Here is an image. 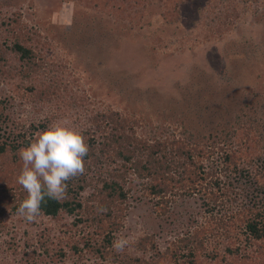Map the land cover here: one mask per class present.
Masks as SVG:
<instances>
[{
  "label": "rangeland",
  "instance_id": "obj_1",
  "mask_svg": "<svg viewBox=\"0 0 264 264\" xmlns=\"http://www.w3.org/2000/svg\"><path fill=\"white\" fill-rule=\"evenodd\" d=\"M186 1L0 0V51L4 56L0 62V142L10 143L16 134L9 136V132L21 128L30 129L28 134L34 135L27 139L35 141L39 132L65 119L102 141L111 127L98 132L93 117L112 110L121 115L114 132L118 136L124 133L146 139L151 147L155 131L157 139L164 141L170 135L184 139L188 129L215 147H222L225 137L233 136L235 147L244 145L237 149L241 166L261 162L264 0H190L192 10L183 17ZM16 41L33 54L29 73L26 62L11 50ZM155 103L161 105L154 107ZM159 108L156 118L154 112ZM170 116L183 120L182 127L159 120ZM173 150L168 146L165 153L171 155ZM95 156L88 159L90 169L85 168L82 175L85 182L77 183L84 187L76 193V201L83 205L81 222L64 211L57 218L41 215L33 222L20 217L13 206L19 193L27 195L15 181L22 160L3 165L0 159V264H119L120 260L125 264H178L182 258L178 262L172 258V251L178 248L176 237L187 234L192 217L196 218L194 226L205 225L204 234L209 236L205 248L195 252L197 263L224 264L221 258L228 256L223 255V248L235 246L225 239L233 237L234 231L226 236L208 224L209 214L204 213L201 200L215 201L213 218L226 210L234 213L245 196L234 172L210 179L213 166L206 156L193 158L192 165L185 162L191 172L183 182L170 175L175 182L168 185L163 214L157 202L164 199L145 191L146 179H137L112 150L102 164L98 151ZM217 156L213 155V164L218 162ZM202 163L203 168L198 169ZM1 170L13 173L14 181L2 180ZM112 172L117 173L112 179L119 185L126 179L125 202L117 208L100 197L87 202L97 177ZM124 172L125 176L117 177ZM215 179L223 189H216ZM258 181L264 180L260 177ZM188 185L201 189L200 193L188 196ZM202 188L212 190L206 194ZM98 204L104 205L103 211ZM94 218L98 221H92ZM119 236L128 240L122 252L113 247ZM238 237L243 239L242 234ZM87 242L90 248H84ZM218 244L221 248L216 250ZM73 245L81 253L73 252ZM97 247L98 254L89 252ZM215 251L218 257L211 259Z\"/></svg>",
  "mask_w": 264,
  "mask_h": 264
},
{
  "label": "trees",
  "instance_id": "obj_2",
  "mask_svg": "<svg viewBox=\"0 0 264 264\" xmlns=\"http://www.w3.org/2000/svg\"><path fill=\"white\" fill-rule=\"evenodd\" d=\"M191 4H193V2L190 0H187L185 2V7L182 9L183 17L189 14V12L192 10ZM140 34H143V32H140ZM122 41L121 43H123ZM11 50L14 53L18 54L19 58L22 61L26 62L25 70L27 73H29L34 66L32 52L20 45L17 41L14 43ZM1 53L2 52L0 51V62L4 60V56ZM27 75L28 74H26V76ZM183 96L184 94L182 93V97ZM153 104L154 103L152 102V105ZM160 105L159 103H155L154 107H158ZM160 113L161 111L159 108L158 112H154L155 117L157 118L158 114ZM120 117L121 115L118 112L112 110L95 113L93 121L98 132L104 133L108 130V125L109 127H111V131H109V133L104 134V136L102 135V141H96L95 137L89 132V130L88 132H82L86 139V143L89 145V153L87 157H85L86 170L90 169V165L88 164L89 157L95 156L96 151H98L99 153V163L102 164L104 162L102 159L105 158L107 154H109V150H112L113 153L117 155L120 160L126 162L129 168L132 170L127 171H134L136 177L138 176L139 178L146 179L147 182L144 183V188L145 191H148V194L152 195L153 197L160 196L159 199L163 200L165 198L166 192H168L169 183L175 182V180L170 175L175 174L178 176V181H180L181 179L182 182L185 181L184 178L188 175L187 173L191 172L186 168V163L192 165L193 158H198L199 156H201V159H203L206 156V160H208L206 162L208 163V165H210L211 167L213 166L212 168H209L210 171L208 172V176L210 177V179H212L214 176L216 178V175H218L219 173L230 175L232 174V172H234V174L238 176L237 178L241 182L240 188L243 195H245L244 202L240 203V206L237 205L238 209L234 213H228V211L226 210L224 214L214 218L213 212L215 211L217 204H215L214 206L211 205L214 204L215 201L211 202L204 198L201 200L202 205L205 208L204 213L209 214L210 219L208 221V224H214L215 228H217V230L224 231L226 233V236L228 234L227 232H230L232 229L234 231L233 237L226 238L225 240L235 244V246L227 244L226 247H222L224 250L223 255L228 256V259L222 257L220 262H223L224 264H264V181L262 182L263 184L258 181L260 177L264 180V159L259 158V161L261 162L257 161L255 165L249 164L247 166H241V164L239 163L241 158H239V156L241 155L240 150L243 149L244 145H241V147L239 148L235 147L234 144L236 143H234L235 138L233 136H230V138L225 137V144H223L222 147H215V144H207L206 141H204L202 138L195 135L188 129H186V133L184 132L186 134H184V139H182V137H175L173 135H170V137L166 138V140L164 139V141H160L159 139H157L156 134L158 133H156L155 131L151 139V142L153 143V146L151 147L148 146V140L146 139H136L134 137H130L129 135H125L124 133L121 136H118L116 133H114L117 129L116 125H119V121L117 119H120ZM253 117L255 119L258 118L257 116ZM159 120H161L162 122L168 121L178 125L180 124L181 127L182 122H184L183 120L175 116H170L167 119L162 117V119ZM34 128V126L31 127L33 131L36 130ZM28 130L30 129L23 130L21 128V130L17 133L12 130L10 131L12 133L9 132V136L13 135V132L14 134H16L13 141H11L10 143L4 141L0 142V159H2L3 165H7L8 161L18 163V161L20 160L18 151L21 148L28 147L30 143L34 142V139H31L33 138L34 134H28ZM184 130L185 129L183 128V131ZM27 137L31 138L27 139ZM16 139H18L17 142L15 141ZM206 140L209 141L208 138ZM129 146H132V150L129 149ZM168 146H172L174 148V153H171V155L165 153V148ZM226 146L230 148L227 149ZM214 152L217 153L219 157L217 156L218 162L213 164L211 159L213 155H215ZM133 155L135 158L134 160L133 157H131ZM182 157L184 158L183 163ZM95 160L98 159L96 158ZM131 160L135 163L134 166H132V164L130 163ZM111 162L114 163V160H112ZM218 164L221 165V168L217 166ZM202 166H204L203 163L201 164V167H198V169H202ZM180 168H182V170L178 171V169ZM249 169H251V171ZM114 171L115 169L113 170V172ZM113 172L106 175L108 177H100L101 175L97 177L98 179L95 183V186L93 187V192L87 198V202L90 203L91 201H93V199L100 197V200L102 199L103 202L108 205H112L115 208L125 202L126 198L128 197V191H125V189L123 188V185H125L126 183V179H122V184L119 185L116 181H114V179H112V177H114V174H117H113ZM1 173L5 175L4 177H2V180L7 177L9 181H14L13 173L7 174V172L3 170H1ZM168 173L170 174L168 175ZM125 175L126 174L124 172L122 174H119L117 177L122 178ZM15 181L17 182V179ZM155 181H159V183H155ZM83 182H85V178L82 175L69 180L67 182L68 186L66 198L62 201H55L53 199L45 197L44 201L41 203V210L44 213L43 215L53 219L57 218L58 214L61 211H64L70 216H76V222H81L82 218H80L79 214L83 205L76 201V193L77 189L82 190L84 188L81 185H77V183ZM214 185L216 189H223L221 188V186L223 187V185L218 179L214 180ZM182 187L184 188V186ZM186 187L188 190V196L191 197H193V194L200 193L201 190H198L196 187L191 185H188ZM202 189L207 192L206 194H209L208 192L212 190L206 188ZM183 194L184 193L182 192V198L185 197V195ZM103 197L105 198L103 199ZM25 198L26 197L24 196V193H19L17 205L13 206L14 211H17V208L19 207L21 201ZM166 200L164 199V201L157 202V207H159L163 214H165V208L168 205ZM1 201H3V199ZM237 202L238 199H235L236 204ZM91 206L94 210L97 209V207L98 209L104 208V205L102 204H100V206L98 204L96 208L94 207L95 205ZM108 214H111L110 209ZM194 219L196 218L192 217V219H188L190 222L188 221L189 230L186 231L187 234L176 237V243L174 245H176L178 248L175 251H172V258L175 262H178L182 258V261L178 264H198L195 252L196 250L204 249V243L209 239V236L204 234L205 230L208 229L205 227V225L202 226L201 224L199 225V227L194 226L196 224V221ZM92 221L98 220L94 218ZM235 230L239 231L235 233ZM239 234H242L243 239H240V237H238ZM241 240L245 242V246L239 244ZM258 242H260L259 245ZM219 246L220 245L218 244L214 248L218 250ZM94 247H96V245H94ZM84 248H90L88 242L85 243ZM71 250L76 253H81L82 249H79L76 245H73L71 247ZM89 250V252L93 254L99 253V247H97V249ZM213 254L214 255L211 259H216L218 257V252L215 251V253ZM114 257H116V259L118 258L117 255H114ZM236 258L239 259L234 261ZM231 260L233 261L230 262ZM124 261L120 260L119 264H125L126 262L124 263ZM129 262L130 261H128L127 264Z\"/></svg>",
  "mask_w": 264,
  "mask_h": 264
},
{
  "label": "clouds",
  "instance_id": "obj_3",
  "mask_svg": "<svg viewBox=\"0 0 264 264\" xmlns=\"http://www.w3.org/2000/svg\"><path fill=\"white\" fill-rule=\"evenodd\" d=\"M88 153L89 145L84 135L66 119L55 121L39 132L34 142L19 150L23 166L17 183L27 195L17 208V214L33 222L44 214L41 203L45 197L64 200L67 182L85 173ZM127 245V238L119 236L113 247L122 252Z\"/></svg>",
  "mask_w": 264,
  "mask_h": 264
}]
</instances>
